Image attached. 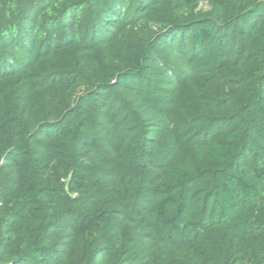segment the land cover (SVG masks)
I'll use <instances>...</instances> for the list:
<instances>
[{
    "label": "trees",
    "instance_id": "trees-1",
    "mask_svg": "<svg viewBox=\"0 0 264 264\" xmlns=\"http://www.w3.org/2000/svg\"><path fill=\"white\" fill-rule=\"evenodd\" d=\"M0 264H264V0H0Z\"/></svg>",
    "mask_w": 264,
    "mask_h": 264
}]
</instances>
